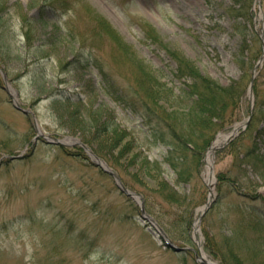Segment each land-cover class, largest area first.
Here are the masks:
<instances>
[{
    "label": "rangeland",
    "instance_id": "1",
    "mask_svg": "<svg viewBox=\"0 0 264 264\" xmlns=\"http://www.w3.org/2000/svg\"><path fill=\"white\" fill-rule=\"evenodd\" d=\"M66 4L73 8L65 9ZM87 7L109 28L92 34L96 19L88 17ZM262 29L264 37V0H0V264H204L193 250L165 245L142 219L138 202L78 150L79 144L47 142L37 137V128L45 135L88 141L92 149L99 145L107 154L112 134L96 135V129L108 122L127 130L149 158L162 160L167 146L149 135L144 117L134 110L132 92L140 88L143 68L127 53H113L112 33L157 84L177 94L185 87L184 76L188 83L193 76L190 71L176 76L172 51L221 85L242 76L250 80L252 74L255 79L263 66L257 64L264 51ZM249 87L235 120L209 143L240 126L222 139V150L213 152V180L208 149L199 173L178 181L166 163L163 173L189 203L192 224L212 193L196 232L201 244L204 227L222 254L230 241L225 235L236 231L243 237L245 264H264V178L241 162L257 132L264 133V119L245 125ZM259 87L264 92V77ZM14 100L33 114L16 108ZM158 103L155 109L166 104ZM18 154L24 155L8 159ZM252 197L260 199L252 202ZM193 230L188 241L179 232L167 233L175 243L196 248Z\"/></svg>",
    "mask_w": 264,
    "mask_h": 264
},
{
    "label": "trees",
    "instance_id": "2",
    "mask_svg": "<svg viewBox=\"0 0 264 264\" xmlns=\"http://www.w3.org/2000/svg\"><path fill=\"white\" fill-rule=\"evenodd\" d=\"M45 1H49L50 4L58 0ZM66 5L67 7H63L67 8V10L73 8L68 4ZM91 12L92 9L87 7L88 17L96 19L94 26L90 27L92 34L97 33L100 29L109 28L107 27V21L104 25V21H101L98 16ZM102 19L104 20V18ZM111 39L115 41V51L113 53L120 57L121 53L125 52L128 54L127 59H130L132 64L143 68L144 74L142 75L144 77L139 78L140 88L136 87V91L132 92L135 96L133 103H135L137 108L134 110L140 111V114L144 117L145 123L149 127V135L165 144L167 149L162 160L151 159L146 152L136 147L134 140L129 138L130 134H128L127 130L117 125L111 127L108 122H102L98 123L96 135L112 134L109 137V150L107 154H102L100 153L102 148L98 147L99 145L94 147V150L105 157L107 162L120 175L125 185L143 195L147 211L170 234L179 232L181 239L188 241L192 229V211H187L189 203H187L185 196L174 189L164 176L163 163H166L176 173L178 181L189 178L193 171L199 173L203 153L215 132L229 127L231 122L235 120V114L238 112L240 102L247 92V86L250 82L249 77L245 79L242 76L239 80H234L229 85H221L213 79L199 74L198 69H195L193 63L185 55L182 54L180 56L172 51L171 55L177 63L176 76H183V73L187 74L189 71L193 76L190 83L185 81L187 76H184L185 87L182 86L181 91L176 94L168 86L157 84L154 81L149 74L151 72L142 66L141 61L131 53V49H129L127 44H124L119 35L112 33ZM262 64L263 66L258 76L254 79L252 86L254 105L249 125H252L257 119H264V92L259 87V77H264V60ZM143 89L144 92L141 91ZM159 100L166 103L162 105L163 109L154 108V105L159 104ZM84 142L91 144L88 141ZM223 148H218L215 153H218ZM261 148H264V133L259 130L253 145L244 151L241 162L264 178L263 164L257 163L256 159V154H258L262 157H259L258 161H264V154L260 152ZM78 150H81V148L78 147ZM78 154L81 155L77 152L76 155ZM187 162L188 165H186ZM252 198L254 199L252 202H255V199L259 197ZM260 200L264 202V200ZM156 206H160L161 209L157 210ZM174 214L175 219H173ZM204 222L203 218V224ZM167 223H172L175 227L171 228L166 225ZM174 230H177V232ZM203 232L205 238L203 247L205 251L211 257L217 259L220 264H245L246 258H243V252H241L243 237L236 235V231L225 235V242L226 240L230 241L225 243L226 248L223 249L222 254L212 247V237L204 227ZM177 238L180 237L178 236Z\"/></svg>",
    "mask_w": 264,
    "mask_h": 264
},
{
    "label": "water",
    "instance_id": "3",
    "mask_svg": "<svg viewBox=\"0 0 264 264\" xmlns=\"http://www.w3.org/2000/svg\"><path fill=\"white\" fill-rule=\"evenodd\" d=\"M263 56H264V53L261 55L259 62H261V60L263 59ZM257 63V64H258ZM253 77L254 75H252V78H251V83H252V80H253ZM249 91H250V95H251V92H252V88H251V85L249 87ZM16 107H18L19 109H21L22 111H24L25 113H28V112H31L29 109H26V108H23L21 105L19 104H15ZM252 106V105H251ZM39 135H42L43 137H45V139L48 141V142H53V143H57V144H69L67 143L65 140H62V139H59L57 138L56 136H47L41 132L38 133ZM72 143H79L81 144L84 149L87 151V153H89V155H93L94 158H95V162L100 165L102 167V169L106 170L107 172H109L110 174H112L116 181H117V184L119 185V187L125 192L127 193L128 195H131V196H134L135 193L129 191L123 184L122 182L120 181L119 177L116 175V173L107 168V166L103 165V161L100 160V158L94 154V152L88 148L85 144H83L81 141H78V140H75L74 142ZM70 143V144H72ZM16 155H13L11 157H15ZM210 171H211V167H210ZM138 195V194H137ZM211 204V200L210 198L208 199V201L206 202L205 204V207H204V210L202 211L201 215L198 217V221L201 219L202 215L204 214V212L207 210V208L210 206ZM141 214L142 216L147 219L148 221H150L153 225H155V227L159 230V232L161 233V237H163L164 239V243L165 245H168L169 247H171L172 249L174 250H184L186 249L187 247H184V246H179V245H176L175 243H173V241H171V239H169L168 235L166 234V232L163 230V228L156 222V220L149 214H147L144 210V206H143V202L141 201ZM197 246H198V249L200 250L201 249V246H200V243L197 242ZM195 254H196V257L199 259V254L197 252V250H195Z\"/></svg>",
    "mask_w": 264,
    "mask_h": 264
},
{
    "label": "bare ground",
    "instance_id": "4",
    "mask_svg": "<svg viewBox=\"0 0 264 264\" xmlns=\"http://www.w3.org/2000/svg\"><path fill=\"white\" fill-rule=\"evenodd\" d=\"M225 136L226 135L224 134L223 137H222V139H224ZM222 139H220L219 137H217L215 139V141L212 143V146L210 147V149L208 150L207 155H206V161H207L208 166H209V164L211 162V157H212L213 149L222 142ZM65 140L68 141V138H66ZM208 175H209V181L211 182V180H213V178L210 175L209 171H208ZM200 260H203L206 264H217L216 262L212 261L207 256V254L204 251H202L201 254H200Z\"/></svg>",
    "mask_w": 264,
    "mask_h": 264
}]
</instances>
